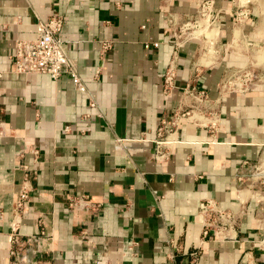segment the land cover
<instances>
[{
  "label": "crops",
  "instance_id": "1",
  "mask_svg": "<svg viewBox=\"0 0 264 264\" xmlns=\"http://www.w3.org/2000/svg\"><path fill=\"white\" fill-rule=\"evenodd\" d=\"M212 1V35L175 47L171 31L199 0H0V264H188L192 251L196 264H240L247 254L264 264L255 245L264 192L248 177L264 169V0L238 1L248 13L241 22L231 0ZM53 13L82 91L64 72L13 71L15 39L33 38L36 19ZM171 60L174 87L164 95ZM242 68L256 72L250 87L222 91ZM186 87L206 92L214 128L180 124L167 158L154 160L156 126L189 105ZM204 199L232 220L203 237ZM14 222L20 246L9 253Z\"/></svg>",
  "mask_w": 264,
  "mask_h": 264
},
{
  "label": "built area",
  "instance_id": "2",
  "mask_svg": "<svg viewBox=\"0 0 264 264\" xmlns=\"http://www.w3.org/2000/svg\"><path fill=\"white\" fill-rule=\"evenodd\" d=\"M231 1L236 5L233 12V22L243 21L248 15L244 6L246 2L238 3L235 0ZM212 3V0H199L195 15L185 19L177 26L176 29L171 31L175 47H179L184 40L194 37L193 31L195 30L196 20L198 17L202 16L204 12L209 13V23L214 22L216 13L213 11ZM168 22L171 23V20H168ZM191 24L193 25L191 26ZM61 25V16L53 13L50 14L46 20L36 19L34 26L35 35L33 38L15 39L12 61L13 71L21 74L43 73L49 75L52 79H56L60 72H64L69 75L74 87L77 90L82 91L83 85L76 73L75 64L73 60L66 56L65 40L58 34ZM203 38L204 37L201 36V39ZM109 44L110 43L108 41H102V50L109 47ZM153 45H156V43H153ZM145 46L147 45L145 44ZM174 78L175 68L174 63L171 60L167 64L162 75L161 88L164 95H168L174 87ZM256 78L257 75L253 69L242 68L223 79L220 83V88L224 92L246 90ZM182 92L185 97H188V99L191 100V102L189 105H186V108L173 111L169 116L163 117L159 120L155 129V137L152 140V157L154 160L163 161L167 158L171 147L177 141L176 130L180 124L193 122L209 129L214 128L216 113L208 106L209 99L206 92L203 89H197L194 87L183 88ZM193 113H196L199 117H201V120H187L189 115ZM123 140L124 139L121 138H115V148L125 147ZM248 177L253 182L255 181L258 183L264 192V169L261 168V166H254ZM237 178L239 181H242L244 177L243 175H239ZM27 191L26 174H24L21 188L19 189L14 201L16 210L22 209V205L27 197ZM258 200L262 204L260 208L264 213V195L260 194ZM71 204L74 205L75 202ZM214 217L223 222L220 223V225H216ZM1 218L2 213L0 212V219ZM196 218L202 227L201 236L203 237L207 234L209 229H212V231L216 234L217 231L219 232L222 227L230 223L232 220L231 214L217 208L210 199H204L199 203ZM15 223L16 222L12 223L8 235V244L10 245L9 253H13V249L11 248L13 245L20 246V239L16 231ZM259 230L260 235L256 239L255 245L261 250L264 249V226L259 227ZM168 257H172V254L168 253ZM189 257L190 259L188 264H196L197 251L190 252ZM240 264H250L248 254L242 258Z\"/></svg>",
  "mask_w": 264,
  "mask_h": 264
},
{
  "label": "bare ground",
  "instance_id": "3",
  "mask_svg": "<svg viewBox=\"0 0 264 264\" xmlns=\"http://www.w3.org/2000/svg\"><path fill=\"white\" fill-rule=\"evenodd\" d=\"M238 1L239 0H237V2ZM192 25L193 24H191V26ZM215 26L216 25H215L214 22L213 23H209V13L208 12H204L202 14V16L198 17L197 20H196L195 30L193 31L194 37L198 38V37H201V36H203L205 34H208L209 36H211L213 31H214ZM212 45H213V41H211L209 39V43H208L207 47H209V49H212ZM212 51L213 50H210V52H212ZM195 115H196V113H193V114L189 115V117L187 119H195ZM262 165L264 167V160H263ZM256 194L260 195L259 193H256Z\"/></svg>",
  "mask_w": 264,
  "mask_h": 264
},
{
  "label": "rangeland",
  "instance_id": "4",
  "mask_svg": "<svg viewBox=\"0 0 264 264\" xmlns=\"http://www.w3.org/2000/svg\"><path fill=\"white\" fill-rule=\"evenodd\" d=\"M235 1L237 2V0H235ZM239 1H241V2H242L243 0H239ZM236 2H235V3H236ZM194 15H195V14H194ZM192 17H193V16H192ZM254 183H256V182L254 181Z\"/></svg>",
  "mask_w": 264,
  "mask_h": 264
}]
</instances>
